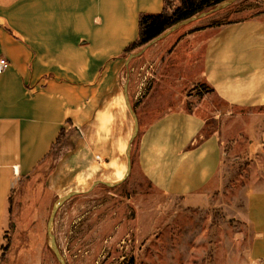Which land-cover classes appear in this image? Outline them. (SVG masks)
<instances>
[{
  "label": "crops",
  "instance_id": "1",
  "mask_svg": "<svg viewBox=\"0 0 264 264\" xmlns=\"http://www.w3.org/2000/svg\"><path fill=\"white\" fill-rule=\"evenodd\" d=\"M164 6L165 0L0 1V58L10 62L0 74V257L18 182L38 169L62 133L84 141L82 128L139 38L140 15ZM173 41L157 50L175 45L174 62L188 70L179 85L204 84L228 109L209 107L195 91L161 108L154 90L141 103L153 115L139 122L136 170L169 200L191 207L220 202L226 158L245 144L253 161L241 220L251 238L237 264H264V15L194 25ZM232 108L249 113L234 116ZM210 120L219 127L204 135Z\"/></svg>",
  "mask_w": 264,
  "mask_h": 264
},
{
  "label": "rangeland",
  "instance_id": "2",
  "mask_svg": "<svg viewBox=\"0 0 264 264\" xmlns=\"http://www.w3.org/2000/svg\"><path fill=\"white\" fill-rule=\"evenodd\" d=\"M256 15H264V0H238L160 39L109 81L106 86L112 88L101 93L97 110L82 128L84 141L65 134L38 169L18 182L0 264H60L49 247L48 222L56 202L71 193L77 195L59 208L52 228L66 264H237L244 258L251 238L241 220L253 161L245 154L247 146L236 144L226 158L228 184L220 202L191 207L169 200L136 170L138 136L131 143L135 120L124 92L127 86L138 123L153 115L141 103L154 90L161 93L157 102L161 108L175 107L181 97L194 98L195 91L196 97L207 98L209 107L227 110L206 85H179L182 77L188 78V70L174 62L175 45L159 51L158 45L170 38L173 44L174 38L184 37L194 25L222 26ZM114 93L118 94L113 98ZM191 105L186 103L188 109ZM231 111L234 116L249 113ZM218 127V122L210 120L204 135ZM130 143L129 178L116 188L106 187L104 183L124 178Z\"/></svg>",
  "mask_w": 264,
  "mask_h": 264
},
{
  "label": "trees",
  "instance_id": "3",
  "mask_svg": "<svg viewBox=\"0 0 264 264\" xmlns=\"http://www.w3.org/2000/svg\"><path fill=\"white\" fill-rule=\"evenodd\" d=\"M225 1L228 0H165L162 13L140 15L139 38L124 51L122 56L126 58V56L128 57L130 54L142 50L152 41L172 29L175 25L213 9ZM175 3L178 5L174 9H171V6ZM64 136L65 133H62L57 145Z\"/></svg>",
  "mask_w": 264,
  "mask_h": 264
},
{
  "label": "water",
  "instance_id": "4",
  "mask_svg": "<svg viewBox=\"0 0 264 264\" xmlns=\"http://www.w3.org/2000/svg\"><path fill=\"white\" fill-rule=\"evenodd\" d=\"M238 0H228V1H225L224 3L216 6L215 8L213 9H210L208 11H205L195 17H193L192 19H189L187 21H184L182 23H179L177 25H175L172 29H170L169 31H167L166 33H164L163 35H161L160 37H158L157 39H155L154 41H152L150 44H148L146 47H144L142 50L136 52V53H133V54H130L128 57H127V60H126V67H128L130 65V63L132 62V60L142 56L146 51L147 49L152 46L153 44H155L157 41H159L160 39H163L165 37H167L168 35L172 34L173 32L177 31L178 29H180L182 26L184 25H187V24H191V23H194L200 19H203L207 16H210V15H213L214 13H218V12H221L223 10H226L227 8H230L232 5H234ZM126 90L124 92V95H125V98L127 100V104H128V107L130 109V112L135 120V132L132 136V139H131V143L134 142V140L137 138L138 136V133H139V123H138V118L136 116V113L134 112L131 104H130V101H129V98H128V93H127V86H125ZM131 143H130V146L128 147V151H127V155H128V158H129V165H128V174L126 176V178L122 181V182H119L115 185H111L109 183H104V185L106 187H109V188H115V187H118L120 185H122L128 178H129V175L131 173V158H130V153H131ZM96 184H100V182H96L94 185ZM74 195H77V193H71L67 196H65V200L63 203H65L69 198H71L72 196ZM63 203L61 204V206L63 205ZM57 204V202H56ZM56 204L54 205L53 207V210L51 212V216H50V219H49V222H48V243H49V247L51 248V250L53 251V253L55 254L56 258L58 259L59 263L60 264H66L65 260H61L60 258V251H57V250H54L51 245H50V238H51V235H52V228H53V225H54V217L57 213V211L59 210V207H56ZM55 243H56V240H55ZM57 245V243H56ZM58 247V246H57ZM62 256V255H61Z\"/></svg>",
  "mask_w": 264,
  "mask_h": 264
},
{
  "label": "bare ground",
  "instance_id": "5",
  "mask_svg": "<svg viewBox=\"0 0 264 264\" xmlns=\"http://www.w3.org/2000/svg\"><path fill=\"white\" fill-rule=\"evenodd\" d=\"M134 132H135V128H134V131H133V134H134ZM133 134H132V136H133ZM127 151H128V148H127ZM127 174H128V164H127V171H126V173H125V176H124V178H122V180H120L119 182H122L125 178H126V176H127ZM119 182H108L109 184H111V185H115V184H117V183H119ZM65 197H62L60 200H58V202H57V204H56V207H59V206H61V204L64 202V199ZM50 245H51V247L54 249V250H57V251H59L58 250V247H57V245H56V243H55V237L53 236V234L51 235V238H50ZM60 258H61V260H64L63 259V257L60 255Z\"/></svg>",
  "mask_w": 264,
  "mask_h": 264
},
{
  "label": "built area",
  "instance_id": "6",
  "mask_svg": "<svg viewBox=\"0 0 264 264\" xmlns=\"http://www.w3.org/2000/svg\"><path fill=\"white\" fill-rule=\"evenodd\" d=\"M10 67V62L6 58H0V74Z\"/></svg>",
  "mask_w": 264,
  "mask_h": 264
}]
</instances>
